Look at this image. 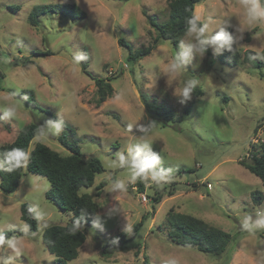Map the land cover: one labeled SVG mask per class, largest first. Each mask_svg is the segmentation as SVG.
<instances>
[{
	"label": "rangeland",
	"instance_id": "obj_1",
	"mask_svg": "<svg viewBox=\"0 0 264 264\" xmlns=\"http://www.w3.org/2000/svg\"><path fill=\"white\" fill-rule=\"evenodd\" d=\"M63 3L78 5L86 18L50 15L41 17L38 27L29 24L33 7ZM196 9L202 23L209 24L204 38L232 30L242 52L238 66L218 62L215 55L221 49L208 45L212 57L207 52L203 56L192 52L179 73H169L168 63L177 55L167 41L130 64L119 39L134 50L152 46L157 31L149 17L159 25L167 22L168 0H0V109L15 108L11 117L0 111V146L12 143L22 127L37 123L39 139L33 140L30 151L42 143L69 156L59 141L66 137L80 146L86 158H98L105 168L93 187L81 191L99 204L98 219L92 226H79L87 239L79 257L67 264H168L169 260L176 264H264V230L250 234L240 226L244 214L264 209V202L258 206L252 201L255 191L264 190L261 180L239 164L251 143L264 141V70L243 62L248 49L264 52V21L249 25L242 0H204ZM197 43L194 34H187L181 40V51ZM80 54L87 57V71L93 77L114 79L113 96L100 107L83 60L74 63ZM189 80L197 81L194 91L199 95L195 97L193 91L191 102L181 103L176 92ZM22 90L34 92L39 108H27L16 97ZM142 93L173 110L175 120L169 126L152 120ZM187 106L190 114L181 115ZM141 126L145 131H140ZM141 138L150 139L151 151L161 157L155 170L174 177L162 187L149 179L147 185L143 183L144 193H139V180L127 183L120 193L111 191L113 182L126 180L128 175L119 166V155L127 158L128 150ZM183 169L187 172L180 173ZM102 182L107 185L97 196ZM50 190L47 178L28 171L15 193L0 190V234L11 229L28 231L21 220L24 203L40 216L39 231L32 238L12 237L20 254L0 247V259L9 264H58L44 245L43 232L52 225L71 223L72 214L46 198ZM159 191L175 195H166L153 209L152 198ZM170 212L202 219L230 233L235 242L221 257L177 244L168 236ZM143 220L127 250L103 254L111 238L118 234L131 237L135 225Z\"/></svg>",
	"mask_w": 264,
	"mask_h": 264
},
{
	"label": "trees",
	"instance_id": "obj_2",
	"mask_svg": "<svg viewBox=\"0 0 264 264\" xmlns=\"http://www.w3.org/2000/svg\"><path fill=\"white\" fill-rule=\"evenodd\" d=\"M203 1L168 0L169 19L167 22L159 25L153 17H149L151 26L157 31V36L152 46L134 50L123 38L119 39V45L127 51V61L130 64L138 63L143 58L149 56L163 41H167L173 46L176 55L181 53V40L188 34L187 20ZM50 15L67 16L73 20L86 18V12L76 4H48L33 7L28 22L31 26L38 27L41 24L40 18ZM227 33L233 36L234 42L231 50L228 48L221 49L215 56L221 64L236 67L241 63L242 52L238 48V42L230 28L227 30ZM246 40L250 41V36ZM206 52L209 57L213 56L209 48H207ZM243 62L251 65L253 68L264 70V52L248 49L244 52ZM82 64L86 75L92 77L94 80L97 89L96 106L100 107L113 96L114 89L111 82L114 79L95 78L87 71L86 59L83 60ZM0 89L3 90L1 83ZM194 92L195 97H198L199 92ZM16 97L21 99L27 108H39L35 103L33 91L22 90ZM141 97L147 114L152 120L162 123L163 126H169L175 120L177 114L173 110L158 104L156 101H150L147 94L142 93ZM187 102H191V99ZM190 111L191 107L187 106L181 112V115H189ZM39 134V125L31 123L20 129L12 143L0 146V190L8 195L15 193L25 176V171L47 178L51 184V190L47 192L46 198L61 211L71 213L72 218L71 223L65 226L52 225L47 227L43 232L42 239L46 249L56 257V262L58 264H67L79 257V250L87 239L85 232L80 228L75 234L70 233V229L76 226L77 221H79V225L92 226L96 221L100 208L92 195L81 193V191L93 187L96 176L104 173L105 168L98 158H86L80 146L75 142L68 141L66 137H61L59 141L63 147L70 151L69 156H62L42 143H36L33 150L30 151L33 140ZM13 148H21L27 151L29 157L25 167L9 171L10 165L7 162L5 154ZM246 157L249 158L248 161L245 160ZM246 157L241 159L239 164L261 180L264 190V141L259 144L251 143ZM179 172L187 171L183 169ZM168 177L172 178L174 176L169 175ZM106 185V182H102L97 186V196H100L102 189ZM138 187L140 188L139 193H144L145 184L138 182ZM166 195L172 197L175 195V192L171 191L169 194L157 192L156 196L152 198L153 209L162 202V199ZM252 201L255 205H262L264 202L263 191H255L252 195ZM30 208L34 210L29 203H24L21 206V220L29 226L27 232L11 229L2 233V235L7 239L15 236L32 238L39 231V219L36 218L37 213L35 210L29 212ZM143 224L144 220L135 225L131 237H127L125 234H118L111 238L103 254L110 256L127 250V244L135 239ZM168 228V236L173 242L187 247H195L201 253L217 257H221L227 253L231 244L235 242L230 233L211 226L204 220L192 215L170 212L168 215ZM231 254L229 253L228 256H231Z\"/></svg>",
	"mask_w": 264,
	"mask_h": 264
},
{
	"label": "clouds",
	"instance_id": "obj_3",
	"mask_svg": "<svg viewBox=\"0 0 264 264\" xmlns=\"http://www.w3.org/2000/svg\"><path fill=\"white\" fill-rule=\"evenodd\" d=\"M244 8L245 18L249 25L264 21V0H242ZM189 35H195L197 44H189L187 50L179 53L172 61L168 63L166 71L172 74L179 73L182 70L183 63L186 62L189 55L195 52L201 56L207 51L208 45L215 47L217 50L228 48L231 50L233 44V36L224 30H220L216 35L211 38H204V34L209 29L208 23H201V17L193 12L191 17L187 20ZM183 43L181 47H183ZM87 57L83 54L78 55L74 63L79 64L80 61L85 60ZM197 85L196 80H189L182 88L178 89L176 96L180 98L181 103H185L190 100L192 93ZM116 99H120L117 96ZM3 111L5 117H11L15 113L14 107H5L0 109ZM131 128V126H129ZM140 131L145 129L141 126ZM37 139H39L37 137ZM151 140L141 138L135 145L134 149H129L128 157L123 154L119 155V166L128 170L127 179H118L110 185V190L115 192H122L126 189L127 183H135L139 180L142 183L148 184L149 179L152 184L157 187H162L170 179L164 172H157L155 169L157 165L161 163V157L151 151ZM6 159L10 165L9 171L19 169L26 166V162L29 157V153L21 148H13L7 152ZM34 211L32 208L29 212ZM42 215V214H41ZM37 219L40 218L38 215ZM98 219V217H97ZM79 221L76 226L70 229V233L75 234L79 229ZM95 226V225H94ZM240 226L242 231L250 234L255 233L258 230H264V209L257 210L255 214H244L240 220ZM29 226H25L28 228ZM0 247H6L12 250L16 255L20 254L18 242L15 238L7 239L4 235L0 234ZM0 264H9L8 261L0 259ZM168 264H176L175 260H169Z\"/></svg>",
	"mask_w": 264,
	"mask_h": 264
},
{
	"label": "built area",
	"instance_id": "obj_4",
	"mask_svg": "<svg viewBox=\"0 0 264 264\" xmlns=\"http://www.w3.org/2000/svg\"><path fill=\"white\" fill-rule=\"evenodd\" d=\"M143 199L145 200V202L147 201L146 196H143Z\"/></svg>",
	"mask_w": 264,
	"mask_h": 264
}]
</instances>
